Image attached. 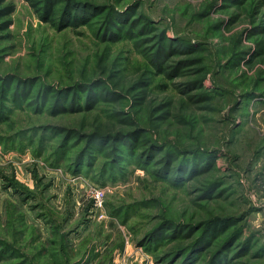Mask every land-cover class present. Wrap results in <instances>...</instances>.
Here are the masks:
<instances>
[{"label": "rangeland", "instance_id": "1", "mask_svg": "<svg viewBox=\"0 0 264 264\" xmlns=\"http://www.w3.org/2000/svg\"><path fill=\"white\" fill-rule=\"evenodd\" d=\"M76 1V14L91 17L77 29L41 21L25 0L3 3L14 12L0 19L11 22L0 31V76L32 81L30 95L39 84H84L77 101L95 100L47 114L49 105L38 112L27 96L0 121V264H264V5ZM5 85L0 80V104L9 91L11 106L14 84ZM68 129L75 134L63 147ZM94 131L111 134V144L142 132L137 150L153 146L143 152L147 163H124L110 177L108 145L88 153L96 169L88 159L70 170ZM213 217L238 219V241L217 253L230 232L217 230L196 261H186L177 250Z\"/></svg>", "mask_w": 264, "mask_h": 264}, {"label": "trees", "instance_id": "2", "mask_svg": "<svg viewBox=\"0 0 264 264\" xmlns=\"http://www.w3.org/2000/svg\"><path fill=\"white\" fill-rule=\"evenodd\" d=\"M30 7L34 10V12L37 14V16L40 18L41 21H44L46 23H51V24H55L56 19H57V23L54 25L56 26V28H74L77 29L78 27L82 26V25H86L89 23L88 19H91L90 15L86 16V15H77V9H78V5L77 4L78 1L73 0L69 5H62L61 7L58 8V4L60 2V0H25ZM4 0H0V19L7 17L9 15H11L14 12V6L13 5H3ZM259 3H261L262 5H264V0H259ZM117 10V9H116ZM108 16H113V17H117L119 15H122L120 13H117L114 9L111 8H106L104 9L103 12H105ZM91 14V13H90ZM112 18V17H111ZM110 18V19H111ZM11 22L10 21H5L0 25V31L3 30H7L8 27L10 26ZM259 34V32H257V28H253L252 30V35H256ZM259 45H261V42L259 43ZM258 45V46H259ZM0 80L2 81L3 84H6L5 86L10 85L12 87V83L13 85V93L11 95L13 101V105L8 106L7 102L10 100V97H7L6 95L9 94V91H4V94L2 95L3 99H4V104H0V121H4L6 120L10 114L13 112V108H11L12 106H15L17 108L22 107L23 105H25V103H27L26 97L28 96L29 99H31L32 107H35V109L38 112H42L44 107H47L48 105L50 106L49 110L46 112L47 114L52 113V114H57L59 113L58 110L60 109H67L68 106H74L76 105L77 108L75 109H69V110H75V111H81L82 107L86 108L87 105L89 103H93L95 98L92 96L86 97L85 95L82 96V98L80 99L82 102H84V106H81V102L77 101L79 100V92H87V88H85L86 90H82V86L84 84H80V83H75L73 85V87H69V88H65V87H52L53 85H44V84H39V87L36 90L32 91V94L30 95V90L31 87H33L34 85L33 82H24V79L18 78L17 80L10 78L8 76L5 77H1L0 76ZM80 87V88H79ZM28 89L29 92H27L26 90ZM92 89H96V86L92 85ZM7 90V89H6ZM23 91V92H22ZM1 95V94H0ZM30 95V96H29ZM9 98V99H8ZM68 100H72V102L74 101L73 104L67 103L66 102ZM28 104V103H27ZM42 110H39V109ZM53 110V111H52ZM34 111V110H33ZM49 128V130L46 131H52V134L57 135L61 133V128H57V127H47ZM79 133V132H78ZM74 130H63L62 131V135L63 140H62V144L63 147H67L68 145V140H72L74 137ZM142 132L137 131L136 133L130 135L129 137H125L120 139L118 142L116 141L115 144H111V134H103L101 132L98 131H94L91 132L90 134H88L86 136V140H85V144L84 146L78 150L74 155V157L72 158V162L71 165L68 167L70 168V170H72L74 168V170H78L80 171L81 169H83L84 165L86 164V160L89 159V161L87 163L92 164L91 168L96 169L98 166L97 163V159L94 160V156H90L88 157V153L91 152L92 150H96L97 153L100 154V152H104L103 149L106 148L108 145H110L112 147V151L111 153H105L103 155H105L107 158L110 157V161L109 163H106L107 166L106 168L104 167L103 170L109 168L110 171H112L110 177H114L113 175L115 174L113 172V170L119 171V170H123L125 168L124 163L126 164H136L138 166H140L141 164H146L148 160H145L146 157H144L143 152H147L151 147H153L151 144L150 146L147 148L148 150L146 151H138L137 150V146L139 144H136V141L139 140V142H143V136L141 135ZM34 136H28V142L26 144L27 147H32L35 146L34 142ZM42 137V136H41ZM82 138V134L79 133L77 135V140L79 141ZM45 138H42V141ZM135 140V142L132 145H127L126 148H122V143L124 141H128V140ZM148 139V138H147ZM150 141V140H149ZM144 142L146 143V139L144 140ZM19 143H22L19 141ZM157 143V142H155ZM149 145V144H148ZM159 145H161L159 143ZM128 149V153H126ZM35 151V149H34ZM37 151L39 152L40 149L36 148V153ZM196 152H199V156L200 157H208L211 154L207 153V150H201L198 149L196 150ZM57 154V153H55ZM98 155V154H97ZM126 155V156H124ZM171 155V154H170ZM151 156V155H150ZM58 158H61L58 154H57ZM167 163V162H166ZM176 185H181L177 182V180H175ZM212 184H210L206 190H208L207 192L209 194L212 193V190L214 189L211 188ZM210 189V190H209ZM238 219H234L232 220L230 217H213L212 219L208 220L206 222V225L204 227V231L201 232V235L198 236V238L196 239V241H194L193 243H191L190 245L181 248L179 250H177L176 253L181 252L182 255L186 258V261H189L191 258H193V261H196V258L198 257L197 254H199L202 250H201V245L203 243L204 240L209 239V238H216V234L218 233H222L225 231H230L227 233V238L223 241V243L220 245V248L217 249V253H220L221 251H223L224 249H229L230 247H232V245H234L235 242L238 241V237L237 233L236 234H232L235 231L236 228V223ZM197 227V226H196ZM232 227V230H229V228ZM190 229V231L192 232L195 229V225H190L188 227ZM218 231L216 234H212L213 232ZM158 235V234H157ZM155 235V237L157 236ZM216 235V236H214ZM1 247V244H0ZM1 248L4 249V247L2 246ZM196 253V254H195ZM192 254V255H191ZM190 255V256H189ZM201 256V254H200ZM195 257V260H194ZM199 260V258L197 259V261ZM194 263V262H193ZM213 262H209V264H212ZM5 264H10V262H7Z\"/></svg>", "mask_w": 264, "mask_h": 264}, {"label": "built area", "instance_id": "3", "mask_svg": "<svg viewBox=\"0 0 264 264\" xmlns=\"http://www.w3.org/2000/svg\"><path fill=\"white\" fill-rule=\"evenodd\" d=\"M96 200L99 202V205H102L103 202V194L101 192L96 193Z\"/></svg>", "mask_w": 264, "mask_h": 264}]
</instances>
